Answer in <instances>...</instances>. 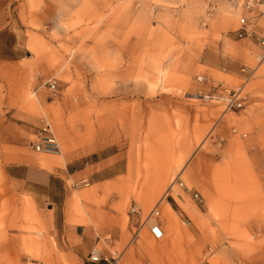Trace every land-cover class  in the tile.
<instances>
[{
    "label": "rangeland",
    "instance_id": "rangeland-1",
    "mask_svg": "<svg viewBox=\"0 0 264 264\" xmlns=\"http://www.w3.org/2000/svg\"><path fill=\"white\" fill-rule=\"evenodd\" d=\"M61 3L0 0V181L1 166L25 156L66 165L65 223L99 235V264L250 257L260 224L250 217L264 202V65L245 79L242 67L256 61L233 32L244 0ZM50 78L56 97L41 87ZM220 84L242 87L244 107L206 98ZM41 118L58 157L33 149ZM109 166L116 175L94 184ZM155 207L160 239L145 223ZM19 218L29 235L20 236L17 264H82L70 228L58 251L38 211Z\"/></svg>",
    "mask_w": 264,
    "mask_h": 264
},
{
    "label": "crops",
    "instance_id": "crops-1",
    "mask_svg": "<svg viewBox=\"0 0 264 264\" xmlns=\"http://www.w3.org/2000/svg\"><path fill=\"white\" fill-rule=\"evenodd\" d=\"M68 1L72 3V0H63L61 6L66 7ZM57 12L61 14L62 9L59 8ZM49 157L25 156L19 161H11L1 166L0 234L4 237V241L3 244H0V253L6 254L5 260L1 264L18 263L19 254L23 251L20 248V236L29 235L28 232H20L17 229L20 222L24 223L19 218L20 210L32 212V214L38 211L41 214L49 234L58 242L56 245V248H59L58 251H65V248L70 244L67 243L68 234L66 232V228H70L72 230L69 234L71 238L80 237L79 241L69 245L71 251L79 257L82 264H99L92 263L87 259L89 252L100 241L97 240L99 235L93 234L89 227H83L79 232V226L69 227L65 223L66 178L71 177L72 173L68 172L66 165L63 168L51 166L58 161ZM114 170L115 166L102 168L94 174L93 183L98 184L112 179L116 175ZM262 190L264 198V185ZM255 213L250 217V220L260 222L256 227L257 231H255L258 235V243L254 245L250 257L242 256L241 252L243 251L239 250V264H264V202H262L261 210ZM77 219L79 220L78 224H85V220L82 218ZM96 221L99 223L100 219ZM128 260H130V256L123 264H127Z\"/></svg>",
    "mask_w": 264,
    "mask_h": 264
},
{
    "label": "built area",
    "instance_id": "built-area-1",
    "mask_svg": "<svg viewBox=\"0 0 264 264\" xmlns=\"http://www.w3.org/2000/svg\"><path fill=\"white\" fill-rule=\"evenodd\" d=\"M243 11L239 27L233 32L239 39H246L251 44V56L256 61V65L253 68L243 66L241 69L245 75V79H250L257 70V67L264 65V0H244ZM197 80L204 81L205 76L199 75ZM41 87L45 88L52 97H56L58 94L56 80L53 78L42 82ZM206 98L225 102L227 109H241L247 100L246 95L243 94L242 87L231 88L224 84L216 86L214 93L207 94ZM35 136L36 139L33 141L34 151L46 154H57L60 152L59 142L47 119H40V125ZM194 196L198 199L199 194L195 193ZM133 211L136 212L137 209L133 208ZM145 223H148L150 232L156 239L163 237L164 229L160 220L158 207H155L148 214ZM87 259L92 263H98L101 260V254L94 248L89 252Z\"/></svg>",
    "mask_w": 264,
    "mask_h": 264
},
{
    "label": "bare ground",
    "instance_id": "bare-ground-1",
    "mask_svg": "<svg viewBox=\"0 0 264 264\" xmlns=\"http://www.w3.org/2000/svg\"><path fill=\"white\" fill-rule=\"evenodd\" d=\"M153 10V9H152ZM258 68V67H257ZM46 154V153H45ZM58 154V153H57ZM57 154H52L53 155V157H58V156H56ZM51 155V154H50ZM52 157V156H51ZM164 235V234H163Z\"/></svg>",
    "mask_w": 264,
    "mask_h": 264
}]
</instances>
